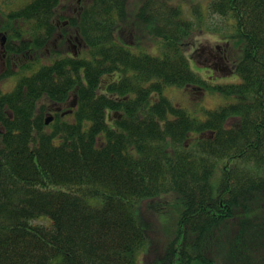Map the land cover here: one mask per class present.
<instances>
[{
  "label": "trees",
  "instance_id": "trees-1",
  "mask_svg": "<svg viewBox=\"0 0 264 264\" xmlns=\"http://www.w3.org/2000/svg\"><path fill=\"white\" fill-rule=\"evenodd\" d=\"M134 5L142 27L129 24ZM208 9L232 27L241 53L223 49L239 81L209 87L191 68L195 25L170 0H30L9 12L0 264H264V0ZM142 31L157 55L123 44ZM63 32L82 53L41 63ZM187 86L232 100L195 117L164 94ZM68 97L72 111H52ZM171 203L174 227L154 231Z\"/></svg>",
  "mask_w": 264,
  "mask_h": 264
},
{
  "label": "rangeland",
  "instance_id": "rangeland-1",
  "mask_svg": "<svg viewBox=\"0 0 264 264\" xmlns=\"http://www.w3.org/2000/svg\"><path fill=\"white\" fill-rule=\"evenodd\" d=\"M29 1L30 0H0V23L4 26V24L8 22L10 18L8 13L9 10L22 6ZM170 1L178 4L183 17L192 20L195 25L194 31L188 39L189 44L186 45L188 49H185L191 68L195 72H198L202 78L206 79L205 82L209 87L235 82V80L238 79V75L231 71L228 73L227 66L222 61L223 57L222 53H220V49H223V47L225 48L226 43L227 46L230 47L229 52L231 50L232 58H237L241 50L239 47H235V44L233 45L229 36L232 32V27L230 25L229 28L226 19L219 15L209 13L208 6L212 0ZM194 6H196V10L192 11ZM136 8L137 5L130 6L129 24L142 27L143 25L133 17V14H135L136 11L138 12ZM141 33L144 32L134 33L135 37L133 38H131L129 33L125 34L127 41L131 43L129 46L132 48L131 50L146 51L157 55L160 52L157 42L149 40L153 36L145 32L147 35L146 38L145 34L140 36L139 34ZM119 40H122L121 37ZM135 45H137V47L133 48ZM1 51L2 47L0 46V53ZM191 88L192 86H187L185 88L170 87L165 89L164 94L175 104L185 108L191 115L199 118H204L205 111L214 109L232 100L230 97L217 91L211 92L209 90H196ZM155 96L157 97L156 94H153L152 98ZM159 217L162 225H156L154 231L158 230L160 233L163 225L167 229H172L177 219L176 205L171 203V207L166 208ZM32 222L39 223L41 220L35 219ZM138 264H141L140 260Z\"/></svg>",
  "mask_w": 264,
  "mask_h": 264
},
{
  "label": "flooded vegetation",
  "instance_id": "flooded-vegetation-1",
  "mask_svg": "<svg viewBox=\"0 0 264 264\" xmlns=\"http://www.w3.org/2000/svg\"><path fill=\"white\" fill-rule=\"evenodd\" d=\"M76 8H74L75 10ZM131 35V34H130ZM4 40L5 43V39L4 36L2 35V32L0 30V46L2 47V51L0 53V60H1V68H0V72L3 71V67L5 64L4 61V57H5V53L3 50V43L2 41ZM123 41V39L121 40ZM50 47L45 49V54L43 53L40 54V61L41 63L43 62H47V58L51 55L50 53L52 52V50H58V52L62 53V55L65 54H71L72 56L76 57L79 56L82 53V48H83V43L81 42V38L77 35V34H71V33H67V32H63V33H56L55 36L52 38L51 43H50ZM40 52V51H39ZM220 53H222V61L223 63L227 66V70H229V57L230 54H228L227 49H220ZM50 54V55H49ZM19 55V53H18ZM14 59L19 60L20 56L15 57ZM39 64V62H37V65ZM117 78V75H111L109 77H105L102 80V90L105 92L107 86L110 84V82L112 81V79ZM11 80V81H10ZM13 81V82H12ZM13 84H15L13 79H9L6 82H4V88L8 89L9 87H11ZM3 88V89H4ZM74 102L75 100H73L71 97H68V99L66 100V102L62 105H52L51 109L52 111H61L63 109H67V110H72L74 109Z\"/></svg>",
  "mask_w": 264,
  "mask_h": 264
},
{
  "label": "water",
  "instance_id": "water-1",
  "mask_svg": "<svg viewBox=\"0 0 264 264\" xmlns=\"http://www.w3.org/2000/svg\"><path fill=\"white\" fill-rule=\"evenodd\" d=\"M52 118L50 117V118H47V120H46V123H48L49 122V120H51Z\"/></svg>",
  "mask_w": 264,
  "mask_h": 264
}]
</instances>
